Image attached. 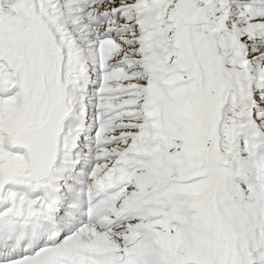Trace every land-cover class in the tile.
Masks as SVG:
<instances>
[{
	"label": "snow or ice",
	"instance_id": "6c2138e0",
	"mask_svg": "<svg viewBox=\"0 0 264 264\" xmlns=\"http://www.w3.org/2000/svg\"><path fill=\"white\" fill-rule=\"evenodd\" d=\"M0 264H264V0H0Z\"/></svg>",
	"mask_w": 264,
	"mask_h": 264
}]
</instances>
